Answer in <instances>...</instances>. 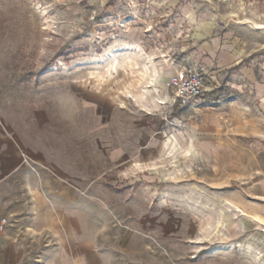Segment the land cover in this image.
Wrapping results in <instances>:
<instances>
[{
	"label": "rangeland",
	"instance_id": "rangeland-1",
	"mask_svg": "<svg viewBox=\"0 0 264 264\" xmlns=\"http://www.w3.org/2000/svg\"><path fill=\"white\" fill-rule=\"evenodd\" d=\"M210 21L224 26L243 53L242 70L224 75L202 107L223 104L239 123V139L222 150L196 140L195 123L207 111L170 107L168 77L156 85L166 103L142 104L145 85L136 75L149 78L148 66L119 53L135 40L174 72L196 65L209 86L219 69L192 36L194 22ZM256 26H264V0H0V122L66 166L98 168L100 264H264V29ZM110 48L114 59L97 63ZM129 70L136 89L113 110L102 105L92 91H110V80L121 86L120 72ZM113 149L129 159L112 164ZM129 203L145 214L149 232L137 250L120 240ZM3 219L18 229L19 245L29 246L17 264H48L45 250L57 241L22 228L9 213H0Z\"/></svg>",
	"mask_w": 264,
	"mask_h": 264
},
{
	"label": "crops",
	"instance_id": "crops-1",
	"mask_svg": "<svg viewBox=\"0 0 264 264\" xmlns=\"http://www.w3.org/2000/svg\"><path fill=\"white\" fill-rule=\"evenodd\" d=\"M194 25L192 41L201 44L210 61L216 62L219 69L211 73V84L205 87L209 95L222 87L224 75L242 70L239 68L243 53L234 37L220 23L210 21L198 27L194 22ZM136 61L140 66L144 62L142 58ZM157 66L164 65L159 61ZM172 67H163L165 71L172 72L169 79H166L167 83L168 80L170 83L175 74ZM120 74L126 78L121 86L110 80L105 87L110 91H92L94 97L104 100L102 105L111 110L117 104L116 99L125 97V94L136 89L131 87L130 70ZM136 77L140 87L146 85L149 79L143 78L142 71ZM109 85L113 87L110 89ZM98 102L92 104L96 105ZM213 105L216 104L212 103ZM121 109H125L124 106ZM202 110L207 112H203L201 123H195L196 140L213 150H222L227 142L239 139V123L223 104L216 109L205 107ZM223 115L226 116L225 121L219 118ZM140 118L145 122L147 116L145 114ZM5 132L8 138L4 136ZM141 150L140 147L139 152ZM127 156L126 150L116 154L113 149L108 159L113 164L118 157L127 158L124 162L127 161ZM61 162L58 156L49 155L38 144H34L29 136L15 130L8 133L0 122V213H9L15 217V221L21 223L22 228L46 232L47 236L57 241V245L45 250L49 253L48 264H100L99 170L90 166L88 171L82 173L77 164L70 167ZM24 184L29 189L26 199L19 193L20 186ZM140 213L141 210L137 212L133 203H129L122 213L126 225L120 240L136 250L141 244H145V237L149 233L141 222L145 214ZM151 220L156 221L157 217H151ZM18 234V229L13 228L12 224L4 225L0 234V264H17L19 260L23 262L27 258L29 246L19 245L16 240Z\"/></svg>",
	"mask_w": 264,
	"mask_h": 264
},
{
	"label": "built area",
	"instance_id": "built-area-1",
	"mask_svg": "<svg viewBox=\"0 0 264 264\" xmlns=\"http://www.w3.org/2000/svg\"><path fill=\"white\" fill-rule=\"evenodd\" d=\"M205 85V75L196 65L179 66L169 83L172 100L170 107L189 108L193 111L202 108L207 101ZM6 224L7 220L3 219L0 224V234Z\"/></svg>",
	"mask_w": 264,
	"mask_h": 264
},
{
	"label": "bare ground",
	"instance_id": "bare-ground-1",
	"mask_svg": "<svg viewBox=\"0 0 264 264\" xmlns=\"http://www.w3.org/2000/svg\"><path fill=\"white\" fill-rule=\"evenodd\" d=\"M256 28L263 29L264 26H256ZM114 50H116V49L110 48L109 50H107L106 56H105L106 59L105 58H97V59H95V61L97 63H101V64L103 63L105 65L104 62L109 61L110 59H114L115 53H117V52H114ZM119 53H132V54H135L136 56L142 58L144 60V63L148 66V69L151 73L147 84L143 87V91L141 92V95L138 97L139 101L142 104L151 103L154 108H158V107H160L161 104L166 103L167 99H166L165 92L162 93V95H160L156 85L162 79V77L163 78L169 77V71H165L163 67H158L159 65L157 66V64L159 63V61H157L153 55H149L146 52H144V49L142 48V46L135 40L132 43L125 44ZM161 62H163V61H161ZM168 83H169V80H168ZM168 83H167V89H168ZM151 93H152V95H151ZM153 94H157V96H158L157 100L153 96ZM133 100H136V98L135 99L133 98ZM261 128L262 127L260 125V129ZM177 138L183 144V142H182L183 139H181V136L177 135ZM237 212L242 213V211L239 209L237 210ZM221 224H222L221 222L218 223V225H221ZM231 247L232 246H227V247H224V249L229 250ZM261 254H262L261 252H255V257L260 262H262V258H261L262 255Z\"/></svg>",
	"mask_w": 264,
	"mask_h": 264
},
{
	"label": "water",
	"instance_id": "water-1",
	"mask_svg": "<svg viewBox=\"0 0 264 264\" xmlns=\"http://www.w3.org/2000/svg\"><path fill=\"white\" fill-rule=\"evenodd\" d=\"M264 29V28H263Z\"/></svg>",
	"mask_w": 264,
	"mask_h": 264
}]
</instances>
